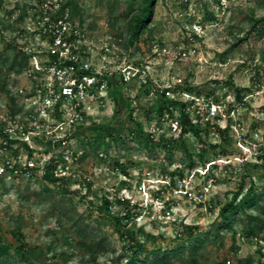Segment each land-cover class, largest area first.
Segmentation results:
<instances>
[{
  "label": "rangeland",
  "instance_id": "obj_1",
  "mask_svg": "<svg viewBox=\"0 0 264 264\" xmlns=\"http://www.w3.org/2000/svg\"><path fill=\"white\" fill-rule=\"evenodd\" d=\"M29 1L0 0L1 80L9 89L0 90V104L28 84L22 69L11 66L22 57L20 17ZM74 1L90 44L109 45L113 65L144 68L147 81L136 71L128 81L115 74L110 107L79 134L73 154L81 152L72 165L90 177L86 188L42 173L0 181L7 257L15 264H125L134 250L142 259L155 248L177 246L187 255L188 230L215 234L231 217L224 208L241 185L243 192L251 183L264 187V32L252 21L264 15V0H156L149 27L132 44L126 0ZM183 103L191 125L173 130L172 122L184 120ZM175 174L204 190V199L176 191ZM249 216L264 220L257 206L238 210L233 227L201 249L200 264L260 260ZM88 242L105 245L95 261Z\"/></svg>",
  "mask_w": 264,
  "mask_h": 264
},
{
  "label": "built area",
  "instance_id": "obj_2",
  "mask_svg": "<svg viewBox=\"0 0 264 264\" xmlns=\"http://www.w3.org/2000/svg\"><path fill=\"white\" fill-rule=\"evenodd\" d=\"M20 18L18 49L28 58L21 68L28 84L18 88L20 94L10 91L15 105L9 97L0 104V176L17 181L43 174L53 163L55 175L86 188L90 177L72 165L81 152L73 154L79 134L110 107L115 74L128 81L136 71L146 82L145 69L126 62L113 65L111 47L102 45L100 51L90 44L83 22L71 14L66 0L29 1ZM179 125L172 122V129ZM175 176L176 191L192 200L204 199V190L187 186L184 175ZM250 238L261 253L255 264H264V236ZM229 262L227 257L221 264Z\"/></svg>",
  "mask_w": 264,
  "mask_h": 264
},
{
  "label": "trees",
  "instance_id": "obj_3",
  "mask_svg": "<svg viewBox=\"0 0 264 264\" xmlns=\"http://www.w3.org/2000/svg\"><path fill=\"white\" fill-rule=\"evenodd\" d=\"M129 10L131 11V18L129 21L128 27V35L126 38L127 43H134L140 35L146 31L149 27V23L153 18L156 0H126ZM66 4L70 8V12L73 16H80L81 8L78 3L74 0H66ZM208 14H213L208 11ZM253 25H262L264 32V15L258 18H252ZM21 54V58L15 56L11 68H22L27 63V55L21 53L18 49V54ZM3 89L6 92H9V89L6 88V84L4 81L1 80V68H0V90ZM7 89V90H6ZM240 98V96H238ZM9 98L12 101V104L15 105V101L9 93ZM13 107V106H12ZM186 104L183 103L181 109V115L183 114L184 120L181 122L183 130H187V123H190V118L186 115L185 112ZM97 138H92L93 141V148L97 149L99 143L96 141ZM103 145V142H100ZM43 176L49 180L55 181L58 179L65 180L64 177H60L54 174L52 170L51 163L47 164ZM0 181L4 182V178L0 177ZM244 186L241 185L240 191L235 193L233 199L225 206L224 209H227L230 216L229 218L225 217L223 222L219 223L215 229V234L212 230H206L202 232L201 230L195 232L191 229L192 226H188L189 231V238L191 239V243L189 244V253L185 255L184 247L177 246L173 249H163V248H155L151 250L149 253H153V256L146 253V256L142 259L138 258V252L133 251V254L127 257L125 264H144L149 262L150 264H175V260L172 256L183 260L187 264H200L199 256L201 249L206 247L207 243L210 240H215L218 235H220L222 229H228L233 227V222L235 217L238 213V210H247L257 206L258 209L264 214V187L258 189L253 183H251L246 190L243 192ZM65 191L68 190V186H65ZM105 202H108V199L105 198ZM238 200V201H237ZM237 201V202H236ZM99 209L102 210L103 207L99 206ZM256 221L252 222L251 217L249 216L248 225L249 228V235L258 234L259 232L263 231L264 229V220L261 217H256ZM88 250L91 252V260L95 261L97 259V255L100 249H105V245L102 242H88L87 244ZM10 250V244L5 242L2 237H0V264H15L13 261L8 259V254ZM245 264H252L254 262V258L252 255L247 256L244 260Z\"/></svg>",
  "mask_w": 264,
  "mask_h": 264
}]
</instances>
